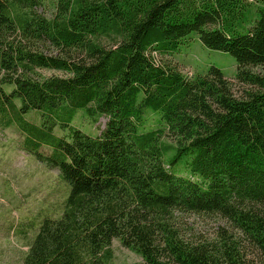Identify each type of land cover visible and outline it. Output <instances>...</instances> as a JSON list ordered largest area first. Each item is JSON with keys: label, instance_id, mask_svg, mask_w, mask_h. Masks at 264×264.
Returning a JSON list of instances; mask_svg holds the SVG:
<instances>
[{"label": "trees", "instance_id": "1", "mask_svg": "<svg viewBox=\"0 0 264 264\" xmlns=\"http://www.w3.org/2000/svg\"><path fill=\"white\" fill-rule=\"evenodd\" d=\"M42 4L0 0V129L68 188L21 264H110L114 239L143 264H264V0ZM191 36L234 59L239 96L216 67L188 78L153 59ZM78 112L107 119L99 135ZM184 214L227 228L188 235Z\"/></svg>", "mask_w": 264, "mask_h": 264}, {"label": "rangeland", "instance_id": "2", "mask_svg": "<svg viewBox=\"0 0 264 264\" xmlns=\"http://www.w3.org/2000/svg\"><path fill=\"white\" fill-rule=\"evenodd\" d=\"M39 12L50 16L53 12L52 0H42ZM156 63L175 66L188 78L205 73L210 67L222 71L232 84L233 93L241 94V87L234 76L237 65L226 53L204 48L195 36L185 39L170 53H152ZM263 72L264 69L255 68ZM41 77L64 76L61 71L38 69ZM33 113L27 116L32 117ZM107 119L102 117L91 124L78 112L74 125L87 135L96 136L103 130ZM55 134L59 135L58 129ZM163 140H167L163 137ZM22 136L15 127L0 129V264H21L45 217H56L67 194V186L58 177L57 170H49L21 148ZM39 151L45 155L49 148L42 146ZM188 235L212 239L218 229L227 228L225 221L212 215L184 214L179 217ZM113 258L110 264H143L142 258L114 239L111 243Z\"/></svg>", "mask_w": 264, "mask_h": 264}]
</instances>
